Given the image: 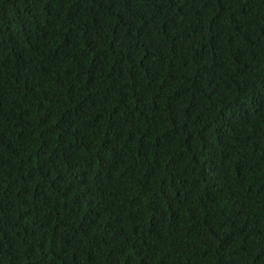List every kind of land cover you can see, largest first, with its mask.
Listing matches in <instances>:
<instances>
[{"label": "trees", "instance_id": "16d2710c", "mask_svg": "<svg viewBox=\"0 0 264 264\" xmlns=\"http://www.w3.org/2000/svg\"><path fill=\"white\" fill-rule=\"evenodd\" d=\"M0 264H264V0H0Z\"/></svg>", "mask_w": 264, "mask_h": 264}]
</instances>
